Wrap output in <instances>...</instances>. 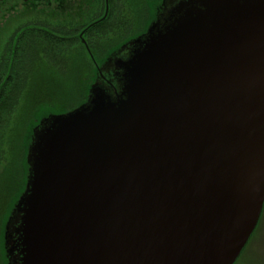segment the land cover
Segmentation results:
<instances>
[{
    "label": "water",
    "instance_id": "obj_1",
    "mask_svg": "<svg viewBox=\"0 0 264 264\" xmlns=\"http://www.w3.org/2000/svg\"><path fill=\"white\" fill-rule=\"evenodd\" d=\"M161 8L114 64L115 97L95 85L36 128L9 221L15 264H236L251 240L264 209V0Z\"/></svg>",
    "mask_w": 264,
    "mask_h": 264
},
{
    "label": "rangeland",
    "instance_id": "obj_2",
    "mask_svg": "<svg viewBox=\"0 0 264 264\" xmlns=\"http://www.w3.org/2000/svg\"><path fill=\"white\" fill-rule=\"evenodd\" d=\"M145 1L119 0L118 2V7L124 12L121 22L125 23L126 26H131L132 30H129L131 33L136 32L138 27L135 20L137 19L136 15L143 9L141 4ZM147 1L150 17L148 26L158 18L163 0ZM104 2L105 0H0V62L6 45L21 29L41 26L51 31L60 29L63 32L74 31L78 33L77 37L75 36V46L68 55L73 62L71 71H62L58 75H47L39 78L36 81L37 83L32 84L29 91L25 93L18 108L0 122V133L4 140L5 154V160L0 165V264H15V256L10 254V251L13 250V243L12 240H9L7 234L13 231L14 226L19 227L20 225L16 222L11 225L9 221L19 202L18 200L26 190L30 169L27 164L28 152L36 128L44 121L52 119L53 116L66 114L70 109L78 107L80 89H83L86 84L91 85L90 91L93 88L92 70L97 71L94 78L99 76L98 68L100 69L103 61H96V56L90 48L91 38L85 36L83 29L93 24L99 16L104 14ZM126 33L122 28L119 33L117 32L114 35L120 39L128 35ZM111 38V40L108 38L104 42H100L97 40L98 38H95L91 46L101 52V47L110 46L117 41L116 37ZM79 39H81L80 43L78 42ZM82 56L87 57L92 63L89 74L86 71L83 72L84 70L80 65L74 68V65L80 62ZM43 94L46 98L42 99ZM33 97L34 100L32 101ZM49 99L53 100V106L46 105L42 107L39 104L40 101L44 103ZM35 107L37 109L34 110L32 116L34 122L30 123L27 120L32 113V108ZM26 134L24 141L25 157L22 162L20 157L22 156L23 138ZM21 162L23 166H21ZM6 204L8 208L5 211L4 206ZM257 227L236 264H264V209Z\"/></svg>",
    "mask_w": 264,
    "mask_h": 264
},
{
    "label": "trees",
    "instance_id": "obj_3",
    "mask_svg": "<svg viewBox=\"0 0 264 264\" xmlns=\"http://www.w3.org/2000/svg\"><path fill=\"white\" fill-rule=\"evenodd\" d=\"M106 2L107 0L104 2V14L99 16L93 24L83 29L85 31V36L89 39L91 38V44L95 38H98L97 40L100 42H104L108 38L111 40V37H116L117 39V41L110 46H105L104 48L101 47V52L90 44L91 51L96 56L97 62H102L107 59L111 56L113 50L117 49L128 40L135 38L138 34L145 33L150 18L148 1L146 0L145 3L141 4L143 9L136 15L137 19L135 20L137 21L138 26L136 32L131 33L129 32V30H132L131 26H126L125 23L121 22V17L124 12L118 7L119 0H108V3ZM107 5L109 11L106 14ZM122 28L128 35L119 39V37L114 34L117 32L119 33ZM77 34L78 33H75L74 31L63 32L60 29H54L51 31L41 26L28 27L17 31L15 36H13L10 42L6 45V49L0 62V122L4 120V117L18 108L25 93L29 91L31 85L35 84L39 78H43V76L47 75H58V73H62V71H71L73 62L71 58L69 59L68 55L71 53V49L75 46L74 42ZM78 42L80 43L81 39H79ZM78 65L84 70L83 72L86 71L88 74L92 69V63L84 56L81 57L80 62H77L74 65V68H77ZM96 73V70H92V82L94 81ZM90 87V84H86L83 89H80V101L78 107L87 101L88 96L91 93ZM43 98H46L44 94L42 96V99ZM33 100L34 97L32 98V101ZM52 103V99H49L44 103H41V101L39 102L42 107L46 105L53 106ZM36 109V107L32 108V113L28 117L29 119L27 121L30 123L34 122V117L32 116ZM26 136L27 134L23 138L22 156L20 157V161L22 162L25 157L24 141ZM3 142V136L0 133V165L5 160ZM22 162L21 166H23ZM2 207L3 205L1 208ZM7 208L6 204L4 210L6 211Z\"/></svg>",
    "mask_w": 264,
    "mask_h": 264
},
{
    "label": "flooded vegetation",
    "instance_id": "obj_4",
    "mask_svg": "<svg viewBox=\"0 0 264 264\" xmlns=\"http://www.w3.org/2000/svg\"><path fill=\"white\" fill-rule=\"evenodd\" d=\"M143 34L144 33H141V34H138L137 36L143 35ZM132 53H133L132 50L128 49V42H125L123 45L113 50V52L111 53V56H109L107 59H105L101 63L100 69L98 68L99 76L98 78H94V85L101 87V88L104 87L106 91L110 90L109 93L115 97V94H116L115 90H117L118 93L121 91L122 72L119 71L117 68H115L114 64L120 59L126 60L130 58L133 55Z\"/></svg>",
    "mask_w": 264,
    "mask_h": 264
}]
</instances>
